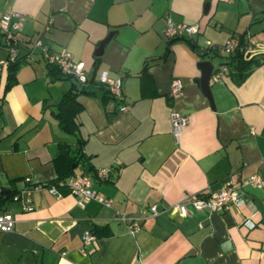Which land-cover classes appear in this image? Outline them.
<instances>
[{
	"label": "crops",
	"instance_id": "0c3cea01",
	"mask_svg": "<svg viewBox=\"0 0 264 264\" xmlns=\"http://www.w3.org/2000/svg\"><path fill=\"white\" fill-rule=\"evenodd\" d=\"M10 11L23 15L22 28L14 37L0 31V60L16 47L23 63L7 90V67L0 70V211L15 220L0 233V264H264V186H245L241 209L189 207L183 217L173 207L227 180L239 186L254 173L264 178V60L240 83L233 72L210 77L209 97L197 53L210 48L214 70L232 35L264 38V0H0V16ZM168 16L198 32L164 40ZM37 39L82 61L95 81L101 70L121 78L122 98L104 101L92 87L94 94L78 93V129L62 130L54 112L74 79L50 73L40 50L27 54ZM174 78L183 89L172 97ZM172 112L188 117L178 140ZM101 168L110 172L93 187L111 206L77 205L64 182ZM36 183H57L62 196ZM152 204L160 213L137 232L117 217ZM95 226L105 229L84 248L82 234Z\"/></svg>",
	"mask_w": 264,
	"mask_h": 264
},
{
	"label": "built area",
	"instance_id": "2783aa9c",
	"mask_svg": "<svg viewBox=\"0 0 264 264\" xmlns=\"http://www.w3.org/2000/svg\"><path fill=\"white\" fill-rule=\"evenodd\" d=\"M23 22V15L16 11L5 12L0 16V31L6 36L14 37L21 28ZM198 32L196 24L176 23L169 16L165 18L164 27L162 29V38L166 41L190 36ZM28 53L34 52L36 49L40 50L41 57L47 64L56 66L60 69L61 73L70 76L79 84H85L88 80V75L82 61L73 60L71 54L65 50L51 51L45 47L41 39L30 42L28 45ZM240 48L244 50V56L251 57L252 55L264 51V38L261 40H253L252 35L248 34L243 38V44L240 43V38L237 35L229 37L223 45V53L225 55H232ZM18 57L16 47L9 49L8 56L0 60V70L7 67L11 62H14ZM228 74V68L225 65H219L216 69L212 70L211 76L214 80L221 79L224 75ZM99 84L103 85L109 94L114 99L122 98V79L113 78L109 75L108 70H101L97 76ZM183 89V82L179 78H174L170 83L169 94L175 97L181 93ZM120 111L124 112L129 109V104L123 103L120 105ZM172 134L178 140L182 128L188 124V117L172 112L171 116ZM109 168L97 169L93 174L82 173L69 177L64 186L70 195L75 198L77 205L83 207L86 202L94 200L102 205L110 207L112 204L111 199L101 195L94 187L95 180H103L109 174ZM29 181V178L26 179ZM250 186L254 188H261L264 186V178L258 173L251 174L243 180L239 186L235 185L233 181L227 180L223 186L206 194H197L185 198L184 200L174 204V208L183 217L189 213V207L197 211H211L222 212L228 211L232 206L241 209L246 206V198L243 188ZM45 187L46 190L56 196L61 197L62 193L57 189L56 185L48 184L43 186L40 183L33 185V188L40 189ZM19 195H15L14 199H18ZM33 205L30 202H23V209L31 211ZM160 213V208L156 204H152L140 208L137 215L132 216L124 212H118L117 217L128 224L132 232H137L142 227L143 220L148 216H155ZM14 218L8 212L0 211V233H6L13 230ZM248 228L255 226L254 222L246 221ZM96 239V235L91 230H85L82 234V242L84 248L92 245Z\"/></svg>",
	"mask_w": 264,
	"mask_h": 264
},
{
	"label": "trees",
	"instance_id": "16d2710c",
	"mask_svg": "<svg viewBox=\"0 0 264 264\" xmlns=\"http://www.w3.org/2000/svg\"><path fill=\"white\" fill-rule=\"evenodd\" d=\"M233 36V35H232ZM240 43L243 44V35H239ZM9 45H13L10 43ZM194 48L195 45H192ZM210 48H208V51ZM223 56L225 60L220 65H225L228 68V74L232 73L235 74L236 80L238 83L242 82L246 75L257 65H259L262 60H264V51L258 52L251 57L244 56V50L238 48L234 54L232 55H225L223 53ZM23 57L18 56L17 59L14 62H11L7 66V82L5 85V90L9 89L12 85L16 83V74L17 70L20 67ZM99 58H96L98 60ZM50 69V73H58L61 76H66L61 73L60 69L53 65H48ZM147 65L144 64L142 67L139 76L141 78V85H142V91L145 92L144 86L145 81L144 77L147 75ZM58 77V76H57ZM71 78L70 76H66ZM74 84L72 88L67 91L61 100L56 104V111L54 112V115L57 119L58 125L62 130H64L67 133H74L78 129V124L76 123V116L81 110L80 104L77 102V94L78 93H87V94H94L96 90L90 89L97 88L99 91H102V100L106 101L110 97L113 98L107 89L99 84V82L94 80V77H88V80L85 84H79L75 80L73 81ZM56 185L55 183H51ZM105 228L102 226H95L93 229V233L96 235V233L104 231Z\"/></svg>",
	"mask_w": 264,
	"mask_h": 264
},
{
	"label": "water",
	"instance_id": "95a60500",
	"mask_svg": "<svg viewBox=\"0 0 264 264\" xmlns=\"http://www.w3.org/2000/svg\"><path fill=\"white\" fill-rule=\"evenodd\" d=\"M111 35H112V34H109L106 38H104V39L100 42V44H99V46H98V48H97V50H96V52H95V54H96L97 56H99V55L101 54L105 42H107V41L110 39V36H111ZM197 53H198V55H199L201 58H205V59H203L202 61H200V68H201V70H202V76H201V78H200V85H201L202 91H203L207 96L210 97V92H209V78H210V76H211V72H212V70H213V62H212V60H211L209 57H207V56L209 55L208 51H206V50H204V49H202V48H201V49L198 48V49H197ZM206 57H207L208 59H206Z\"/></svg>",
	"mask_w": 264,
	"mask_h": 264
}]
</instances>
